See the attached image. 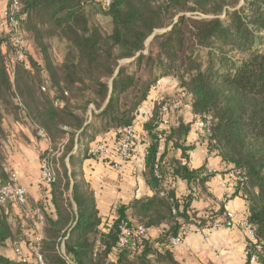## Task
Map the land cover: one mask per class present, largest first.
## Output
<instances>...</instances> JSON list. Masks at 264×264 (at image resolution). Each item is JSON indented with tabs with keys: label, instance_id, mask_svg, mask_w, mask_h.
<instances>
[{
	"label": "trees",
	"instance_id": "16d2710c",
	"mask_svg": "<svg viewBox=\"0 0 264 264\" xmlns=\"http://www.w3.org/2000/svg\"><path fill=\"white\" fill-rule=\"evenodd\" d=\"M99 14L109 19V31L96 22ZM16 18L29 51L24 61L9 59L15 49L0 35V187L10 180L2 149L7 114L28 123L38 137L40 130L46 133L50 147L41 162L51 150L62 146L63 152L55 183L41 186L40 202L0 203V247L24 245L30 259L0 255V264H34L35 251L43 264H178L170 240L183 238V223L209 229L226 214L222 206L198 218L191 209L192 195L206 192L213 177L207 167H189L191 125L173 124L160 152L161 108L170 100L165 98L143 123L149 137L144 178L154 195L118 205L109 217L99 215L82 170L92 159L90 146L111 130L120 142L151 89L166 78L178 81L185 102L191 96L194 116L211 118L209 152L242 172L246 181L236 183L233 196L247 204L257 241L247 249L264 264V0H114L109 8L102 0H19ZM56 42L67 47L60 61ZM173 150L181 152V160L169 158ZM173 180L186 182L190 194L178 199L167 189ZM162 226L152 241L148 231ZM123 230L130 234L126 239Z\"/></svg>",
	"mask_w": 264,
	"mask_h": 264
},
{
	"label": "crops",
	"instance_id": "0c3cea01",
	"mask_svg": "<svg viewBox=\"0 0 264 264\" xmlns=\"http://www.w3.org/2000/svg\"><path fill=\"white\" fill-rule=\"evenodd\" d=\"M8 3L9 0H0L1 9L6 8ZM2 23L3 21L0 18V25ZM2 30L3 28L0 27V31ZM178 88L179 84L177 80L166 78L159 82L158 93L164 98L168 96L171 99L180 93ZM155 99L156 95L150 96L142 108L145 109L152 105ZM94 110L93 107L89 110L88 115L90 120ZM196 118L192 109L182 108L179 113L175 114L173 121V124H176L179 120L187 125H191V132L186 141L187 147H194V150L189 153V167L192 169L207 167L221 171L224 165H222L220 158L215 153L208 151L207 146L202 143L199 131L193 126ZM144 121L145 118H139V121H136V130L141 140H139L136 153L133 154L129 161L122 162L117 158L110 162L90 159L83 163L84 179L89 185L90 190L94 193L97 209L102 219L109 217L112 210L118 205L129 206L138 199L154 195V192L147 185L144 178L145 152L149 143V137L143 129ZM7 122L10 125L9 130L13 142L16 140V147L13 149L14 153H11L10 158L13 159L12 168L19 173L20 184L27 190L29 204L35 205L44 198L45 194V189L39 185L40 173L38 172V166L36 165L34 170L31 167L29 168V162H33V159L36 158L35 154H33L32 146L38 147L39 144L34 143L35 141L29 130L30 125L28 123H26V126L25 124L22 126L14 122L12 118H8ZM20 132L26 137L28 142H24V139L21 137H16V134ZM96 140L113 143L115 140V130L100 134ZM41 142H43L45 150L50 147L49 141L40 138V144ZM17 147L19 148V152L17 151ZM171 157L181 160L182 155L180 151L173 150L169 152V158ZM114 164L122 165V175L117 171ZM173 185V191L178 199L190 194V187L186 182L173 180ZM234 192V185L223 174L212 177L207 183L206 192L192 195L194 198L191 203L193 214H196L198 218H203L210 211L218 213L222 206H224L225 213L232 212L237 217H241L244 213H247L248 207L242 198L233 196ZM164 228L162 226L149 230L148 237L152 241L158 239L163 233ZM248 244V233L244 229L222 228L219 231L207 232L197 231V228L193 224L183 223V244L174 249L175 259L178 264H249L245 254ZM0 248L1 256L11 261L19 260L14 252V248ZM2 248L9 251H2ZM21 249L27 252V248L24 245L21 246Z\"/></svg>",
	"mask_w": 264,
	"mask_h": 264
},
{
	"label": "built area",
	"instance_id": "2783aa9c",
	"mask_svg": "<svg viewBox=\"0 0 264 264\" xmlns=\"http://www.w3.org/2000/svg\"><path fill=\"white\" fill-rule=\"evenodd\" d=\"M102 1L106 8H109L114 2V0H102ZM18 10H19V0H9V3L6 8L1 9L0 7V18L3 21V23L0 25V27L3 28V30L0 31V35L9 37L10 47L15 49V55H9V59L13 61H24L26 59V54L28 53L29 49L26 40L21 36L19 30V22L16 18V14L18 13ZM45 90L46 89L43 88V91ZM158 90H159V85H156L151 89L150 96L156 95V99L152 103V105L148 106L145 109L144 108L140 109L137 118L138 121L139 118H147L152 114L153 105L155 104V102H160L165 100V98L162 95H159ZM190 98L191 96L187 99V102H185V94L180 92L175 96V98H171L169 101L162 104L161 133L158 136V140L160 141L159 150L161 153L165 151L166 148L165 135L170 133L172 129L175 113L177 111H181L182 108L192 109V103L189 100ZM58 105L59 104L56 103V106ZM136 121L132 127L123 130L120 142H115L114 140L113 143H108L105 142L104 140H98L95 141L93 144H91L89 149V154L91 155L92 159L97 161H104V160L111 161L117 158L122 162L129 161L133 156V154L136 153L137 146L139 144V136L136 130V124H137ZM193 126L199 131L203 145H206L207 138L211 136V118L197 117L195 122L193 123ZM39 137L49 141L48 136L43 130L39 131ZM62 152H63V147L60 146L56 152H53L51 150L48 156H46L42 160L40 166L41 175L39 179V185L49 187L55 183L57 178V172L59 169V164L57 160L58 157L60 156V153ZM114 166L117 169V171L120 172V175H122L123 173L121 171L122 165L114 164ZM207 169H208V174L213 177L223 174L225 177H227V180L234 185V187L237 185L236 183L238 182L244 183L246 181L240 170H232L226 166H224L221 171H218L215 168H207ZM6 171H10V180L6 185L0 187V203L1 204L13 203L17 205L26 204L28 194L26 188L20 184L18 171L14 170L10 166L6 168ZM167 189L173 190L174 185L168 184ZM160 195L161 197H168V192H163ZM182 210H183V205L180 206L179 211L181 212ZM37 213H38V220L40 223L39 225L41 228L44 220L40 212L37 211ZM177 213H178L177 209L176 208L173 209V214L177 215ZM248 217H249L248 212L244 213L241 217H237L235 213L226 212V214L223 216L222 219H218L212 222L210 224L209 229L197 228V231L214 232V231H219L222 228L244 229L248 233L249 242L252 244H256L257 241H256L255 233L251 229L248 223ZM123 231L125 233V239L130 236L128 231L126 230ZM138 232L140 235H145L146 229L144 227H139ZM40 240H41V232L39 230V232L35 234V241L39 243ZM125 243L126 240H124L122 244L124 245ZM182 244H183L182 237H176L170 240V246L172 248H177ZM255 250L256 253H259L261 251V247L259 245H256ZM14 252L18 256L20 261H22L23 263H30V259L24 255L21 247H15ZM62 252L64 254L63 247H62ZM245 254L247 258L250 257L249 264L257 263L256 255L251 256L250 250L247 249ZM34 264H43V259L38 251H35Z\"/></svg>",
	"mask_w": 264,
	"mask_h": 264
},
{
	"label": "rangeland",
	"instance_id": "374dc122",
	"mask_svg": "<svg viewBox=\"0 0 264 264\" xmlns=\"http://www.w3.org/2000/svg\"><path fill=\"white\" fill-rule=\"evenodd\" d=\"M177 20V19H176ZM175 20V21H176ZM96 22H98V23H100L101 25H102V27L104 28V30H106V31H109L110 29H111V26H110V22H109V19L107 18V17H105V16H103V15H101V14H99L98 15V17H96ZM171 28V27H170ZM169 28V29H170ZM169 29H167V30H159V31H157L158 33H157V35L158 34H162L164 31H169ZM165 33V32H164ZM150 43V42H149ZM149 43L147 44V45H149ZM54 53H55V59L57 60V61H60L61 59H62V57L64 56V54H65V52H66V50H67V47L63 44V43H59V42H56V44H55V48H54ZM145 54H146V52H145ZM128 63V61H125V63ZM159 85V84H158ZM167 97V99L168 98H170V97H168V96H166ZM13 116V115H12ZM10 117V115H6V119H5V125H6V127H8L7 128V135H8V137H7V139H6V141L7 142H5L4 144H3V146H2V149H3V151H4V153H5V155H6V157H7V159H8V165L10 166V167H12L13 166V164H12V161H13V159H10L11 158V153H14L13 151V149H15V147H16V140H15V142H13V140H12V138H11V132H10V130H9V128H10V125H9V123L7 122V120H8V118H12V120L14 121V122H17L18 124H20V125H22V126H24V124H25V126H26V122H22V121H20V119L17 121V119L15 120L13 117ZM29 130L31 131V135H32V137H33V139H34V143H37V144H39V146L38 147H33L32 146V150H33V154H35V157L36 158H34L33 159V162H29V168L31 167L32 168V170H34V167L37 165L38 166V172L40 173V175H41V172H40V166H41V157H42V155H43V153L46 151L45 150V148H44V145L42 144L43 142H41V144H40V138L37 136V134H36V132L33 130V129H31L30 127H29ZM21 133V132H20ZM18 133V134H16V137H21V138H23L24 139V142H28V140H26V137L21 133ZM30 145H32V144H30ZM42 145V146H41ZM17 151L19 152V148L17 147ZM58 149V148H57ZM16 151V152H17ZM61 156H62V153H60V156L58 157V159H60L61 158ZM9 160H11V161H9ZM29 172H30V170H28ZM41 186V185H40ZM12 225H13V227H14V229L15 228H17V223L16 222H14V221H12ZM3 248H5V247H3ZM2 248V251H5L6 249H3ZM1 249V248H0ZM6 251H9V250H6Z\"/></svg>",
	"mask_w": 264,
	"mask_h": 264
},
{
	"label": "water",
	"instance_id": "95a60500",
	"mask_svg": "<svg viewBox=\"0 0 264 264\" xmlns=\"http://www.w3.org/2000/svg\"><path fill=\"white\" fill-rule=\"evenodd\" d=\"M173 27H171L169 30H171ZM164 32H166V31H164ZM163 32V33H164ZM157 33L158 32H156L149 40H148V42H147V44L150 42V41H152L153 39H154V37L157 35ZM128 62H130V61H128Z\"/></svg>",
	"mask_w": 264,
	"mask_h": 264
}]
</instances>
